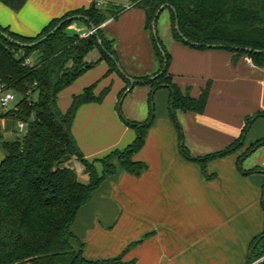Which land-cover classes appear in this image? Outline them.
Listing matches in <instances>:
<instances>
[{
    "label": "crops",
    "instance_id": "1",
    "mask_svg": "<svg viewBox=\"0 0 264 264\" xmlns=\"http://www.w3.org/2000/svg\"><path fill=\"white\" fill-rule=\"evenodd\" d=\"M91 1L24 0L17 9L0 1V26L34 36L51 19L87 9ZM104 4L125 7L130 2L103 0ZM143 23L144 10L127 7L99 25L130 77L151 76L158 68ZM155 29L169 53L167 71L178 89L195 98L208 82L202 111L175 109L178 131L169 116L167 90L157 89L150 104L152 122L142 146L131 156L144 168L132 175L112 159L113 172L76 210L70 231L83 243L81 254L88 260L119 256L125 264H258L264 255L246 261L251 241L264 231L260 205L264 175L241 170H264V144L243 156L239 167L237 156L264 137V116L252 119L236 150L204 162L192 158L224 149L238 138L246 117L264 112V68L246 57L232 62L231 53L223 49L192 48L174 40L167 9L158 13ZM65 30L79 36L90 33L80 20H72ZM97 56L94 49L93 56L86 59ZM106 69V63L99 61L94 71L85 70L56 97L58 109L64 111L70 96L83 87L95 82L93 93L97 94L108 86L99 102L78 106L70 125L78 149L87 161H93L96 175L102 172L98 159L114 149L121 150L135 136L116 115L118 91L124 82L115 72L102 77ZM148 92L147 85H134L122 97L119 112L125 119L141 122L147 117ZM16 130L5 122L0 124L2 138ZM74 169L77 179L85 182L82 165L75 162Z\"/></svg>",
    "mask_w": 264,
    "mask_h": 264
},
{
    "label": "trees",
    "instance_id": "2",
    "mask_svg": "<svg viewBox=\"0 0 264 264\" xmlns=\"http://www.w3.org/2000/svg\"><path fill=\"white\" fill-rule=\"evenodd\" d=\"M0 1L12 9L19 8L24 2ZM129 2L130 5L125 7L104 4L95 5V9L88 7L65 13L51 19L34 36L19 35L0 26V32L7 35L4 37L0 34V82L20 96L14 107L0 113V117L26 123L25 129L14 137L2 138L0 132V149L3 151L0 159V264H125L119 256L101 260L85 259L81 254L83 243L72 234L70 225L76 210L88 201L91 191L113 172L112 159H116L122 170L132 175H137L144 168L143 163L133 161L131 156L142 146L146 129L152 122L150 104L157 89L167 90L169 116L178 131L175 109L196 113L202 111L208 82L193 98L186 91L181 92L168 74L169 53L155 29V20L162 9L169 12L170 34L174 40L192 48L223 49L231 53L232 62L246 57L253 65L264 68V0ZM127 7L141 8L148 13L149 20L153 19L154 33L149 26L146 28L158 68L151 76L131 77L135 81L125 90L129 83L118 71L114 63L118 61L110 41L103 37L99 25L107 18H116ZM72 15H83L86 20H65L34 45L21 46L14 42L35 41L59 21ZM72 20H80L87 25L91 23L96 28L84 36L68 33L65 29ZM94 49L98 56L88 61L86 56ZM32 54L33 59H30ZM101 60L107 65L102 77L115 72L124 82V87L118 91V98L134 85L149 87V111L141 122L130 121L120 115L124 124L134 130L135 136L121 150L114 149L99 158L102 172L96 175L93 161H87L78 149L70 125L78 106L86 102H99L108 91V86L97 94L93 93L95 82L83 87L79 93L70 96L64 111L58 109L56 97L63 88ZM259 116H264V112L246 117L238 138L224 149L192 159L204 162L236 150L252 119ZM261 144H264V137L250 143L237 156V166L243 156ZM180 152L189 158L182 149ZM75 162L82 165L85 182L77 179ZM254 171L264 175L262 169L241 170L242 173ZM260 205L264 209V183ZM249 248L246 263L264 255V231L251 241ZM258 264H264V260Z\"/></svg>",
    "mask_w": 264,
    "mask_h": 264
},
{
    "label": "water",
    "instance_id": "3",
    "mask_svg": "<svg viewBox=\"0 0 264 264\" xmlns=\"http://www.w3.org/2000/svg\"><path fill=\"white\" fill-rule=\"evenodd\" d=\"M89 8L90 9H95V0L91 1ZM157 12L158 11H156V13ZM76 18H83V19L86 20V17L83 16V15H72V16L66 17V18L62 19L61 21H59L55 26L52 27L51 30H49L47 33H45L43 36H41L40 38L36 39L35 41L29 42V43L17 42V41H14V40L13 41L18 43L21 46L34 45V44L42 41L46 36H48L53 30H55L65 20L76 19ZM143 25H144V27H148L149 26L151 31H152V33H154L153 19L149 20L148 13L145 10H144V23H143ZM88 26L90 28V30H89L90 33L93 32L95 30V28H96L91 23H88ZM0 34L3 35L4 37H7V35L5 33H3V32H0ZM97 43L100 44V41L98 39H97ZM107 55H109V54L107 53ZM109 56L112 57L111 55H109ZM114 63L116 65L118 71L127 79L128 83H129V86L125 90H128L135 80L133 78H131L130 76L126 75L125 72L120 68L119 64L116 61H114ZM170 109H171V106H170ZM256 240L252 244V247H254ZM249 253H250V251H249Z\"/></svg>",
    "mask_w": 264,
    "mask_h": 264
},
{
    "label": "rangeland",
    "instance_id": "4",
    "mask_svg": "<svg viewBox=\"0 0 264 264\" xmlns=\"http://www.w3.org/2000/svg\"><path fill=\"white\" fill-rule=\"evenodd\" d=\"M160 17V16H159ZM158 20V19H157ZM86 35V34H85ZM93 51L94 50H92V52L90 53H88V55L86 56V57H91V55L93 56ZM33 54L30 56V59H33ZM98 67V63L95 65V66H92L91 68H88L87 70H89V71H94V69H96ZM90 73V72H89ZM80 77H82V76H80ZM80 77L78 78L77 77V79L76 80H74V82L73 83H76V81H78V79H80ZM112 86V85H111ZM111 86H109V88H111ZM105 94H107V93H105ZM123 94V93H122ZM122 94L120 95V97L118 98L117 97V101H116V115H122L120 112H119V108H120V102H121V97H122ZM20 98V96H19V94H17V93H14V101H12L11 103H9V105H8V107H6V108H1L0 107V112L1 111H5V110H7V109H9L12 105H14L17 101H18V99ZM121 118V117H120ZM121 121H122V123L124 124V122H123V120L121 119ZM3 122H5V123H7V125H9V126H13L14 127V129H16V127H15V121L14 120H12L11 118H0V124H2ZM125 125V124H124ZM9 129H10V127H9ZM18 133H20V131H18V130H16V131H13L12 132V134L9 136V138H11V137H14L16 134H18ZM246 138V137H245ZM246 141H247V139H245ZM3 155V151L0 149V156H2Z\"/></svg>",
    "mask_w": 264,
    "mask_h": 264
},
{
    "label": "built area",
    "instance_id": "5",
    "mask_svg": "<svg viewBox=\"0 0 264 264\" xmlns=\"http://www.w3.org/2000/svg\"><path fill=\"white\" fill-rule=\"evenodd\" d=\"M95 5H103V0H95ZM12 101H14V93L11 90L5 88L4 84L0 82V107L6 108ZM14 105H12L10 108H13ZM25 126V122L20 120L15 121V127L18 131H23L25 129Z\"/></svg>",
    "mask_w": 264,
    "mask_h": 264
}]
</instances>
